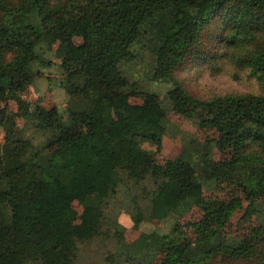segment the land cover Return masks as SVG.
Here are the masks:
<instances>
[{
  "label": "trees",
  "instance_id": "16d2710c",
  "mask_svg": "<svg viewBox=\"0 0 264 264\" xmlns=\"http://www.w3.org/2000/svg\"><path fill=\"white\" fill-rule=\"evenodd\" d=\"M212 15L229 30L215 39L233 45L249 31L264 41V0H0L4 95L13 97L38 72L40 50L54 38L65 47L61 85L71 118L66 125L55 107L38 110L34 127L45 136L34 146L9 114L0 116V264H70L80 240L105 235L110 226L126 259L151 250L152 264H264V236L255 226L234 245L223 236L241 199L264 208V96L198 100L177 85L167 89L176 112L216 135L192 137L163 163L139 144L159 149L157 94L143 90L140 104L128 102L141 90L127 80L125 63L147 48L152 78L166 80ZM249 55L264 77V51ZM212 147L227 156L214 159ZM202 182L239 195L204 196ZM70 197L82 206L78 226L71 223ZM143 203L153 218L191 206L200 215L187 222L190 234L175 219L165 233L140 232L123 242L117 211L136 226Z\"/></svg>",
  "mask_w": 264,
  "mask_h": 264
},
{
  "label": "rangeland",
  "instance_id": "374dc122",
  "mask_svg": "<svg viewBox=\"0 0 264 264\" xmlns=\"http://www.w3.org/2000/svg\"><path fill=\"white\" fill-rule=\"evenodd\" d=\"M212 15L208 18L195 44L185 53L180 55L175 61L169 76L166 80H155L152 78L149 68L151 66V52L144 48V52H139L134 60L125 63L124 73L127 80L134 83V86L141 90L134 94H128V102L140 104L142 101L143 90L155 91L157 104L161 112V122L163 131L161 134L160 146L154 150V145L146 140H139L140 147L146 150H152L155 161L163 163L167 159L176 156L182 144L195 137H215L216 130L213 128L198 127L192 118L183 116L176 112L166 91L177 85L178 89L191 96L194 99L205 100L215 92H240L256 90L259 83L264 86V77L261 76L258 69L248 58H252L250 53H260L264 51V41L256 32L252 35L237 36V43L227 45L222 39H215L218 34H229L228 27L223 25ZM221 31V32H219ZM242 38V39H241ZM78 42L79 38H73ZM65 47L56 39L52 38L47 46L40 50V58L44 64L39 65L38 72L34 74L27 82L16 90L14 96L6 97L1 87L5 86L6 79L0 71V116L10 115L11 124L24 131L25 137L30 138L33 145L40 146L45 132L37 130L34 127L35 115L38 110H45L49 107H55L62 122L70 124L71 118L68 113L69 95L61 85L62 68L60 61ZM221 52L225 54L223 61ZM217 64L222 71L215 75L205 74L202 79L199 75L205 68L213 69ZM237 65H243L251 69V79L244 78L245 74L240 73L241 79L232 78V73L236 71ZM3 128L0 124V168H1V143L3 142ZM227 151H219L212 147V157L218 159L226 157ZM201 191L205 196L214 195L222 198L238 196L239 193L231 186H222L213 188L208 182L201 183ZM68 204L71 212V223L73 225L81 224L82 206L75 198H68ZM141 215L136 226H132V220L129 214L123 210H118L116 214L117 221L123 226L122 241L129 242L135 239L140 232L165 233L169 230L171 224L176 219L183 228L190 234V227L186 224L189 221L197 219L200 211L196 206H191L187 210L180 212H171L161 218L149 216L147 204H140ZM264 208L261 201L254 200L249 203L241 199L240 205L232 211L228 220L223 226V236L228 243L235 244L249 230L255 226L261 235L264 236ZM111 227V226H110ZM109 227L104 234L93 236L89 239H82L78 243V251L70 264H152L156 256L151 250H147L143 258L132 257L125 258L123 246L117 243L114 232ZM233 244V245H234ZM218 258V256H217ZM68 260L66 261V264ZM209 264H247L240 260H220L215 259Z\"/></svg>",
  "mask_w": 264,
  "mask_h": 264
},
{
  "label": "clouds",
  "instance_id": "9594fccd",
  "mask_svg": "<svg viewBox=\"0 0 264 264\" xmlns=\"http://www.w3.org/2000/svg\"><path fill=\"white\" fill-rule=\"evenodd\" d=\"M225 59V54L221 52V59H219L218 61H223ZM213 69L210 68H205L202 70V74L199 75V78L202 79L203 76L205 74L211 76V75H215L217 73H219L220 71H222V68L220 66H218L217 64H215L213 66ZM251 69L243 66V65H237L236 66V71L232 73V78L235 80H239L241 79V75L240 73L243 72L245 74L244 78L247 79H251ZM243 95H254L257 97L260 96H264V86H261L259 83L256 86V90L254 91H246L244 93H240V92H215L213 93V95L210 97L211 99H216V98H226L228 96H232V97H238V96H243Z\"/></svg>",
  "mask_w": 264,
  "mask_h": 264
}]
</instances>
